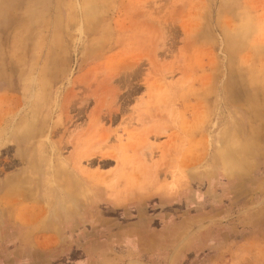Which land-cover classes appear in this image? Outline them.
<instances>
[{
	"label": "rangeland",
	"instance_id": "obj_1",
	"mask_svg": "<svg viewBox=\"0 0 264 264\" xmlns=\"http://www.w3.org/2000/svg\"><path fill=\"white\" fill-rule=\"evenodd\" d=\"M0 264H264V0H0Z\"/></svg>",
	"mask_w": 264,
	"mask_h": 264
},
{
	"label": "bare ground",
	"instance_id": "obj_2",
	"mask_svg": "<svg viewBox=\"0 0 264 264\" xmlns=\"http://www.w3.org/2000/svg\"><path fill=\"white\" fill-rule=\"evenodd\" d=\"M83 104H84V102L81 103V106H79V111H82L83 110Z\"/></svg>",
	"mask_w": 264,
	"mask_h": 264
}]
</instances>
